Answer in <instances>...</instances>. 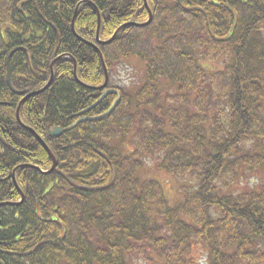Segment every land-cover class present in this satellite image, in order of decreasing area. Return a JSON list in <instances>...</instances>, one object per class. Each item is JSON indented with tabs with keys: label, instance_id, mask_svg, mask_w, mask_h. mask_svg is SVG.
I'll use <instances>...</instances> for the list:
<instances>
[{
	"label": "trees",
	"instance_id": "1",
	"mask_svg": "<svg viewBox=\"0 0 264 264\" xmlns=\"http://www.w3.org/2000/svg\"><path fill=\"white\" fill-rule=\"evenodd\" d=\"M80 1L0 0V264H197L193 244L205 264H264V186L220 191L264 170V0H148L144 27L126 25L148 18L144 0H90L74 15ZM93 6L100 37L120 28L100 45L107 71L136 58L144 81L67 129L102 92V62L82 40L95 39ZM12 50L19 91L71 57L20 104L26 126L25 94L7 83ZM149 161L181 178L177 206L141 175Z\"/></svg>",
	"mask_w": 264,
	"mask_h": 264
},
{
	"label": "rangeland",
	"instance_id": "2",
	"mask_svg": "<svg viewBox=\"0 0 264 264\" xmlns=\"http://www.w3.org/2000/svg\"><path fill=\"white\" fill-rule=\"evenodd\" d=\"M149 5V4H148ZM98 40L104 39L96 34ZM93 45H96L95 39L91 40ZM144 67L143 62L136 58H130L129 60H124L119 63L117 68L111 74V83L114 85H119L124 87L126 90H137L140 84L144 81ZM152 162L149 161L141 169V175L145 177H154L156 178L163 186L165 196L171 206L178 205L182 199L183 194L180 189L181 179L178 176L166 173L163 171H158L151 166ZM240 178L235 179L230 182L228 185L220 186V191L225 194V192L235 193L236 191L243 190L245 187H255L264 186V170L263 169H254L251 172H244L242 175H238ZM219 191V192H220ZM222 194V193H221ZM192 255L195 258L197 264H205L207 256L205 251L201 249L200 246H195L194 244L191 247ZM190 254V252H189ZM135 258V257H134ZM131 259L130 264H164L160 260L154 262L144 261L142 259Z\"/></svg>",
	"mask_w": 264,
	"mask_h": 264
},
{
	"label": "water",
	"instance_id": "3",
	"mask_svg": "<svg viewBox=\"0 0 264 264\" xmlns=\"http://www.w3.org/2000/svg\"><path fill=\"white\" fill-rule=\"evenodd\" d=\"M146 1V0H145ZM82 2H84V1H81V2H79L77 5H76V8H75V13H76V9H77V7L79 6V4H81ZM146 4V3H145ZM97 11V10H96ZM148 12H150L149 10H148ZM97 20H98V23H97V30L99 29V25H100V16H99V13L97 12ZM73 22V21H72ZM129 23H127L126 25H128ZM134 25H139V24H134ZM120 29V28H119ZM119 29H117L116 31H115V33L112 35V37L110 38V39H108L107 41H105L106 43H108V42H110L115 36H116V34H117V32L119 31ZM97 35H98V32H97ZM101 57V56H100ZM56 61V60H55ZM55 61H52V63H51V65H50V68H51V77H50V79H49V81H48V83L46 84V86L44 87V88H46L48 85H49V83H50V81H51V79H52V74H53V69H52V66H53V63L55 62ZM7 68H8V66H7ZM10 75H9V70H8V83H9V86H10V88L11 89H13V87L11 86V82H10V77H9ZM106 82H107V72H105V82H104V84L102 85V87H105L106 86ZM41 90H43V89H41ZM41 90H38V91H35V92H31V93H28V94H26L25 96H24V98H26V97H28V96H31V95H33V94H35V93H38L39 91H41ZM18 92V91H17ZM23 92L24 91H21V92H18V93H21V94H23ZM110 92H117V91H115V90H106V91H104V93H103V95H102V97H104L106 94H108V93H110ZM23 98V99H24ZM22 99V100H23ZM114 104L115 103H113L112 105H111V107L109 108V110L105 113V114H107V113H109L110 112V110L113 108V106H114ZM17 118L19 119V115H18V109H17ZM61 133V129L59 128V127H55L54 128V130L51 132V134L52 135H59ZM36 137H37V139L39 140V142H40V144L45 148V150L48 152V154H49V156L51 157V159H52V161H53V166L55 165V159H54V157H53V155H52V153H51V151H50V149L47 147V145L45 144V142L38 136V135H36ZM52 166V167H53Z\"/></svg>",
	"mask_w": 264,
	"mask_h": 264
}]
</instances>
